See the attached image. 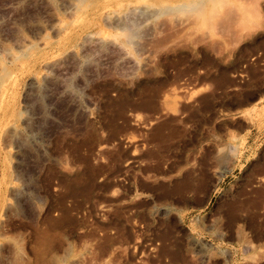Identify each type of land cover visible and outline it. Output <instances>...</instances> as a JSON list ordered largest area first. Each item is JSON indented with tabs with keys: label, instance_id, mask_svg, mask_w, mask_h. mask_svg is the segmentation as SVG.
<instances>
[{
	"label": "rangeland",
	"instance_id": "rangeland-1",
	"mask_svg": "<svg viewBox=\"0 0 264 264\" xmlns=\"http://www.w3.org/2000/svg\"><path fill=\"white\" fill-rule=\"evenodd\" d=\"M212 2L0 0V264H264V0Z\"/></svg>",
	"mask_w": 264,
	"mask_h": 264
},
{
	"label": "bare ground",
	"instance_id": "bare-ground-1",
	"mask_svg": "<svg viewBox=\"0 0 264 264\" xmlns=\"http://www.w3.org/2000/svg\"><path fill=\"white\" fill-rule=\"evenodd\" d=\"M77 1H80V0H77ZM210 1H212V0H210ZM82 2V1H81ZM121 2V1H120ZM204 2V1H203ZM213 2H214V0H213ZM212 2V3H213ZM198 3V2H197ZM197 3H194V4H196L197 5ZM192 5L193 6V9H194V7H197V6H195V5ZM199 4L201 5V2H199L198 3V6H199ZM203 4V3H202ZM215 3H213V5H214ZM180 5V4H179ZM178 5V6H179ZM189 6V5H188ZM170 7V6H169ZM183 7H185L184 6V4H182V8ZM172 8V7H171ZM174 8V7H173ZM173 8L171 9V10H173ZM181 7H180V9H182ZM188 8H190L191 9V7H188ZM165 9V8H164ZM175 9L177 10V7L175 6ZM169 11V10H168ZM133 12H135V11H133ZM118 24V22L117 23H115V25H117ZM128 24H131V23H128ZM132 25V24H131ZM131 25H125V23H123V25H122V23L119 25V27H120V32H121V34H120V37L121 36H123L125 39H126V41L127 42H129V44L132 42V40H133V34L135 35V31H133V28L131 27ZM135 25V24H134ZM114 26V25H113ZM118 30H115V32H117ZM114 32V31H113ZM113 33V34H117V33ZM119 32V31H118ZM111 33V32H110ZM109 33V34H110ZM117 35H115V37H116ZM112 37H113V35H112ZM119 37V36H118ZM118 37H116V38H118Z\"/></svg>",
	"mask_w": 264,
	"mask_h": 264
}]
</instances>
